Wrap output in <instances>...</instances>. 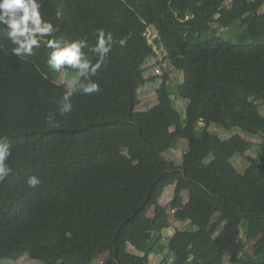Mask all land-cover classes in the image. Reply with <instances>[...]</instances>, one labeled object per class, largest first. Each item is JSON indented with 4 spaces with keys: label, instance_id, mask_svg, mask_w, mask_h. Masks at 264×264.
Segmentation results:
<instances>
[{
    "label": "trees",
    "instance_id": "16d2710c",
    "mask_svg": "<svg viewBox=\"0 0 264 264\" xmlns=\"http://www.w3.org/2000/svg\"><path fill=\"white\" fill-rule=\"evenodd\" d=\"M50 2L65 6L69 18L54 17ZM263 7L264 0H45L54 36L86 35L94 44L103 28L114 38L93 78L101 91L74 95L65 115L58 103L65 83L45 63L49 50L12 55L0 25V140L11 143L12 168L0 183V263L27 256L94 264L107 256L101 264H151L163 254L159 264H264V148L248 155L253 143L243 135L223 139L209 130L216 124L264 139ZM237 22L247 44L204 29ZM150 27L184 80L172 90L165 73L158 104L140 111L144 64L157 56ZM173 98L189 101L186 116ZM201 120L206 127L196 132ZM181 139L189 148L177 163L170 154ZM236 154L249 162L244 172ZM31 175L40 179L35 187L26 182ZM171 185L169 207L186 210L196 228L166 238L170 213L161 200ZM189 190L203 197L196 207L185 203Z\"/></svg>",
    "mask_w": 264,
    "mask_h": 264
},
{
    "label": "clouds",
    "instance_id": "9594fccd",
    "mask_svg": "<svg viewBox=\"0 0 264 264\" xmlns=\"http://www.w3.org/2000/svg\"><path fill=\"white\" fill-rule=\"evenodd\" d=\"M44 7L45 0H0V25L6 26V29H0H4V35L13 46L11 54L16 57H32L42 45L49 50L45 60L48 69L66 77L64 92L58 102L59 114L65 115L73 110L74 95L91 96L101 91L99 81L93 78L105 66L114 38L103 28L96 30L94 44L86 35L56 37L53 35L56 29L53 22L46 18ZM61 15V12H56L57 19ZM89 52L96 56L95 61L89 58ZM49 123L51 125V118ZM10 156L11 143L7 139L0 140V183L12 172L6 163ZM26 182L35 187L40 179L31 175Z\"/></svg>",
    "mask_w": 264,
    "mask_h": 264
},
{
    "label": "rangeland",
    "instance_id": "374dc122",
    "mask_svg": "<svg viewBox=\"0 0 264 264\" xmlns=\"http://www.w3.org/2000/svg\"><path fill=\"white\" fill-rule=\"evenodd\" d=\"M47 8L54 17H56V12L59 11L62 14L61 17L69 18L66 7L59 3L56 2L47 3ZM261 12L262 13L264 12V7L261 9ZM236 25L237 26L226 27L221 23H214L204 26V29L207 31V33L216 32L218 33V35H221L227 40H231L235 43L247 44L249 42V39L245 36L247 33L246 26L241 24V22H237ZM148 37L150 41L154 43V46L157 50V56L150 57L149 59H147L146 63L144 64L145 76L148 79V81L144 86H142L139 89L140 103L137 109L140 111L148 110L151 107L158 104L157 91L165 83V78H164L165 73H168L169 75L168 85L171 86L172 90H176L177 85L183 82L184 80L183 73L176 70L170 64V62L166 60L165 58L166 53L164 49L162 47H159L154 42L155 39L157 38V30L154 27L149 28ZM154 77L155 79L152 80V78ZM65 81H66V77L61 75L60 82L65 83ZM173 99L176 107L181 112V114L183 116H186L187 106L189 104V101L184 99H175V98ZM260 109L264 115V104L260 105ZM205 127H206L205 121L201 120L196 127V132L202 131ZM209 130L213 133L218 134L223 139H228L234 134L243 135L246 139H248L250 142L253 143L252 149H250L247 153L248 155L258 156L263 152L264 139L259 135L245 132L240 128H233L231 130H227L216 124H212ZM178 146L179 147L177 149H174L172 151L170 157L173 160H175L177 163H180L184 152L189 148L188 140L181 139ZM232 161L236 165L238 170L241 172H244L249 165L248 160L245 159V157L241 154H236L232 158ZM145 169L146 166L137 165L138 171H142ZM175 188L176 185H171L167 187L161 200L162 204L169 208L168 210L170 213V227L167 228L164 232L166 238H168L171 234L175 233V231L178 229L190 231L196 228L193 225V223L190 221L186 210L182 208L173 210L169 207L170 201L173 199L175 193ZM183 195H184L185 203L188 208L198 206L199 202L203 199V197L200 196V194L197 195V192L195 191H190V190L184 191ZM149 215L151 217H154V208L150 210ZM245 226H246V222L242 226L243 230L245 229ZM165 241H167V239ZM255 243L256 241L249 242L247 244L246 250L251 252L253 250V246ZM130 250L136 253L139 252L136 249V247H134L133 245H130ZM162 258H163V254L161 255L153 254L151 259V264H159ZM105 259H107V256L96 260L94 264H101ZM0 264H41V262L33 259L31 260L27 256L26 257L23 256L16 261L12 259H5L1 261ZM226 264H240V263H231L229 259H227Z\"/></svg>",
    "mask_w": 264,
    "mask_h": 264
},
{
    "label": "crops",
    "instance_id": "0c3cea01",
    "mask_svg": "<svg viewBox=\"0 0 264 264\" xmlns=\"http://www.w3.org/2000/svg\"><path fill=\"white\" fill-rule=\"evenodd\" d=\"M173 234H174V233H173ZM173 234H171L169 237H171ZM169 237H168V238H169ZM151 259H152V256H151Z\"/></svg>",
    "mask_w": 264,
    "mask_h": 264
}]
</instances>
